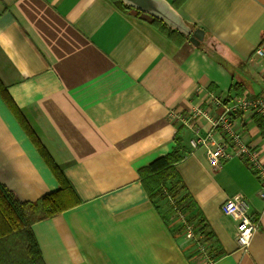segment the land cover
Masks as SVG:
<instances>
[{"label":"crops","instance_id":"1","mask_svg":"<svg viewBox=\"0 0 264 264\" xmlns=\"http://www.w3.org/2000/svg\"><path fill=\"white\" fill-rule=\"evenodd\" d=\"M176 11L202 31L198 44L110 0H0V82L13 105L0 96V182L21 201L59 186L26 123L82 199L32 225L45 264H264L261 181L244 158L213 167L207 146L190 143L211 127L194 108L214 114L216 96L264 98V62L249 61L264 35V0H185ZM256 114L239 112L233 123L264 157ZM179 127L186 152L175 167L188 217H202L209 232L210 257L178 243L139 180L141 167L171 151ZM236 194L258 221L246 248L220 210Z\"/></svg>","mask_w":264,"mask_h":264},{"label":"trees","instance_id":"2","mask_svg":"<svg viewBox=\"0 0 264 264\" xmlns=\"http://www.w3.org/2000/svg\"><path fill=\"white\" fill-rule=\"evenodd\" d=\"M110 1L121 11H133L137 17L147 20L170 38L173 36L182 37L183 35L179 31L168 27L162 19L134 9L122 0ZM184 1L172 0L171 5L177 10ZM0 96L9 106L13 107L7 89L1 82ZM255 116L257 123L264 131V118L257 114ZM24 128L59 186L56 190L46 193L34 201H21L0 182V264H45L32 225L41 220L54 217L82 202L63 169L47 153L39 140L28 129L26 123H24ZM183 135V128L179 127L174 136V146L171 151L141 167L138 174L150 201L156 207H158V200L168 198L171 209L181 211L183 208L186 215L191 197L175 167V164L184 157L186 152L182 144ZM195 218H198V220ZM202 220L199 215L186 216L183 226L187 227L191 221H195L193 224L197 231L209 239V232L205 231L206 226ZM221 254L217 251L211 256L210 260Z\"/></svg>","mask_w":264,"mask_h":264},{"label":"built area","instance_id":"3","mask_svg":"<svg viewBox=\"0 0 264 264\" xmlns=\"http://www.w3.org/2000/svg\"><path fill=\"white\" fill-rule=\"evenodd\" d=\"M259 60L264 62V35L249 56L251 62ZM213 101L217 105L214 114H211L209 110L194 108L193 113L204 115L209 120L211 130L209 129L205 135L192 139L191 145L193 147L207 146L206 156L213 167H220L222 161L232 157L244 158L248 167L263 185L258 195L264 201V157L258 150L251 148L242 140L233 123L234 114L247 110L258 113L264 118V98L238 96L232 102L224 103L221 97L216 96ZM212 130L221 133L225 137L224 140L215 141L212 138ZM220 210L235 221V238L238 245L242 248L248 247L252 235L258 230V221L250 214L247 199L239 194L226 197L220 204Z\"/></svg>","mask_w":264,"mask_h":264},{"label":"water","instance_id":"4","mask_svg":"<svg viewBox=\"0 0 264 264\" xmlns=\"http://www.w3.org/2000/svg\"><path fill=\"white\" fill-rule=\"evenodd\" d=\"M126 5L145 12L165 21L168 26L173 27L186 36L195 44L202 38V31L192 29L182 16L170 5L167 0H122Z\"/></svg>","mask_w":264,"mask_h":264},{"label":"rangeland","instance_id":"5","mask_svg":"<svg viewBox=\"0 0 264 264\" xmlns=\"http://www.w3.org/2000/svg\"><path fill=\"white\" fill-rule=\"evenodd\" d=\"M159 205L163 208L164 214L166 215V218L172 225V229L174 231H177V239L178 243L180 245L186 246L187 243L188 249L190 251L193 250V252L201 257H206L204 255H208L210 257L211 255V244L207 242V238L204 236V234L197 231V228L194 226L193 222H190L187 227H184V220L188 214L185 215L183 212V208L181 211L173 210L172 213L169 211L171 210L170 204L168 201V198H164L157 201ZM169 212V213H168ZM194 233V235H192ZM188 234L190 236H188ZM190 240H192L193 244L190 243Z\"/></svg>","mask_w":264,"mask_h":264},{"label":"bare ground","instance_id":"6","mask_svg":"<svg viewBox=\"0 0 264 264\" xmlns=\"http://www.w3.org/2000/svg\"><path fill=\"white\" fill-rule=\"evenodd\" d=\"M171 211V210H170ZM179 211V210H178Z\"/></svg>","mask_w":264,"mask_h":264}]
</instances>
